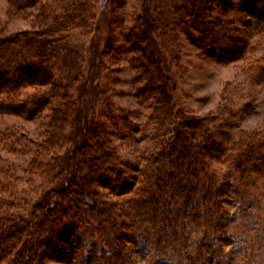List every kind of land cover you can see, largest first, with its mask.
Masks as SVG:
<instances>
[{
  "label": "trees",
  "instance_id": "16d2710c",
  "mask_svg": "<svg viewBox=\"0 0 264 264\" xmlns=\"http://www.w3.org/2000/svg\"><path fill=\"white\" fill-rule=\"evenodd\" d=\"M8 1L9 13L12 15L23 13L24 10L30 11L38 5L37 14L42 30L20 36L6 35L0 40V114L10 110L17 113L26 112L35 117L42 110L50 109L55 133L41 144H35L38 147L29 166L35 171L50 173L53 163L56 166L61 165V173L57 172L52 186L60 187L66 177L70 182L63 190L62 198L65 199L53 206L44 205V213H39L36 218L18 216L19 218L14 220V214L9 210V199L4 197L10 185L5 181L8 174L0 159V264H43L47 257L73 262L75 253L79 255L76 264H123L131 259L129 254L132 251L127 249V243L135 245L138 249H146L149 246L150 251L157 250L159 254H156L158 258L156 257L154 264H258L255 260H249L246 255L247 245L255 249L253 238L245 236L244 229H235L231 234L230 228L233 221L238 219L247 226L251 220L254 221L251 219L249 222L247 216L252 213L251 207L259 204L254 189L258 187L259 181H264V133L243 134L238 141H232L228 137L229 141L224 142L210 129H203L201 133L191 132L192 125L196 129L203 128L201 121L193 123L181 120L169 149L160 151L161 155L158 153L155 156H150L148 152L145 158L151 165L142 172L147 188L138 189L135 192L137 198L125 201L115 221V215H112L115 214L114 211L108 213V210H119L120 205L118 202L109 205L102 189H107L109 195L117 196L131 193L134 184L126 181L123 171L119 170L114 136L105 128V123L101 122V126L94 118L92 123L84 128L82 141L78 145L79 148L76 147V163L71 160L66 163L64 157L57 153L53 158L44 159L51 149L58 151V143L61 144V140L56 137V132H63L69 125L72 128L75 125V105L71 101L67 86L58 80L55 81L51 50L44 47L46 40L43 38L54 37L55 33L58 34L63 28L83 26L86 30L92 29L94 15L82 12V6L87 0H69L67 4L70 6L64 5L62 9L64 11L67 8L69 12L57 17L52 15L53 7L47 1ZM218 2L223 4L224 1ZM188 4L192 15L201 18L204 23L209 21L205 23L207 34L203 38L213 44L212 50L216 49L214 52L219 57L227 56L225 52L228 51V43L218 37L219 33L225 31L224 27L218 26L221 27L220 31L215 28L218 23H212L208 7L202 6V3L191 0ZM256 4H260L257 10L254 9ZM231 7V10L223 9L224 15L230 16L228 21L231 24L236 19H241L239 16L245 8L250 12L249 18L244 21L245 27L258 34L264 33V0H238L237 4ZM66 15H72V23H69ZM204 23L197 26H203ZM225 25L228 31L233 29L232 25ZM150 37V31L145 24L141 30L136 27L129 31L128 39L133 43L132 49L137 52L132 61L138 71V77L144 82L140 93L144 96L146 94V97H155L152 98L151 104L155 105L157 118L170 120L173 112L172 100L167 98L169 80L161 74L160 63L150 51ZM249 68L252 73L251 80L261 84L264 81V56L256 59ZM24 84L38 85L40 89L33 95L23 96L18 100L16 90ZM233 88L226 87V100L231 101L234 96L242 94ZM19 141L17 139L12 142ZM86 147L90 148L85 150ZM166 157L170 161L165 164L162 160ZM219 163L227 166L230 164L231 167L221 174L216 169ZM75 171H78L76 175ZM140 191H145L147 196L138 198ZM71 195L82 197L84 206L88 209L82 211L76 201L70 198ZM108 200L113 202L109 198ZM55 206V213H47V210L52 212ZM233 207L236 209L233 210ZM82 213L96 215L102 220L101 225L109 222L111 218L112 225L117 222V229L112 228L111 232L109 231L115 239L116 251H107L109 257L111 255L115 258V262L110 263L107 255V259L104 254L102 256L99 245L92 240L94 238L90 237L91 240L87 242L89 232L80 225L84 216ZM189 223L193 225L189 227ZM193 227L195 231H200V236L197 246L190 251L186 248V242ZM260 229L264 242V226ZM226 237L229 239L228 243L225 241ZM234 242L236 251L231 250L229 256L223 246ZM123 252L126 254L123 255ZM238 252L241 259L235 261L234 254Z\"/></svg>",
  "mask_w": 264,
  "mask_h": 264
},
{
  "label": "rangeland",
  "instance_id": "374dc122",
  "mask_svg": "<svg viewBox=\"0 0 264 264\" xmlns=\"http://www.w3.org/2000/svg\"><path fill=\"white\" fill-rule=\"evenodd\" d=\"M46 1L53 7L52 15L56 17L69 12L67 8L65 12L62 10L64 5L70 6L67 4L69 0H43ZM197 1L198 4L200 2L202 6L208 7L212 23H218L215 27L218 31L221 30L218 26L224 27L225 31L219 33L218 37L228 43V51L225 50V53L229 57H219L215 53L216 49L212 50L213 44L203 38L207 34L205 23L209 21L204 23L201 18L192 15L188 4L191 0H87V3L82 4V12L94 15L92 29L86 30L83 26L63 28L54 37L43 38L46 40L44 47L51 50L55 81L67 86L71 101L75 105V125L73 128L69 125L63 132H56V137L61 140L58 151L49 149L50 152L44 159L53 158L57 153L64 157L66 163L70 160L76 163V147L79 148L82 141L84 128L94 118L99 125L101 122L105 123V128L114 136L119 170L123 171L126 181L134 184L131 193L117 196L109 195L107 189H102L108 204L118 202L120 205L119 210H108V213L114 211L115 214L112 215H115V221L125 201L137 198L135 192L138 189L147 188L142 172L151 165L145 158L148 152L150 156H155L169 149L181 120L193 123L201 121L203 128L196 129L192 125L191 132L201 133L203 129H210L224 142L229 141L228 137L232 141H238L243 134L264 133V81L261 84L253 82L249 68L256 59L264 56V33L258 34L245 27L244 21H247L250 13L245 8L239 16L244 20L236 19L232 24L228 21L230 16L224 15L223 9L231 10V6H235L238 0H223V4L218 0ZM8 2L0 0V40L6 35L20 36L42 30L37 14L38 5L30 11L24 10L23 13L12 15L9 13ZM259 6L260 4H256L254 9L257 10ZM71 17L72 15L67 18L69 23H72ZM199 23L204 25L197 26ZM225 23L228 27L232 25L233 29L228 31ZM144 24L151 35L150 51L160 63L161 74L169 80L167 98L172 100L173 112L170 120L157 118L155 105L151 104L155 97H146V94L144 96L140 93L144 82L134 68L132 60L137 52L132 49L133 43L128 38L131 29L137 27L141 30ZM233 25L237 27L234 28ZM227 86L234 87V91L242 94L234 96L231 101L226 100L224 91ZM38 89V85L24 84L16 90L17 99L29 97ZM51 115L50 109L42 110L35 117L26 112L10 110L0 114V159L8 174L5 181L10 185L4 197L9 199V210L14 214V220L25 216L29 219L36 218L39 213H44V205L53 206L65 199L62 198L63 190L69 184V178L66 177L60 187L52 186L61 165L56 166L53 163L50 173L35 171L29 166L38 147L35 144H41L55 133ZM17 139L20 140L18 143L12 142ZM84 142L85 140L82 143V153ZM89 148L86 147L85 150ZM51 161L53 162L52 159ZM162 161L166 164L170 160L166 157ZM229 167L230 164L227 166L219 163L216 169L224 174ZM77 172L75 171V175ZM257 186L254 194L259 204H252V213L247 216L249 222L251 219L254 221L251 220L247 226L238 219L233 221L230 229L231 234L235 229H244V235L253 238L256 250L247 245L246 255L249 260L264 264V242L260 229L264 226V181H259ZM139 193L138 198L147 196L145 191ZM70 198L76 201L82 211L88 209L84 206L82 197L71 195ZM56 208L55 206L52 212L47 210V213H55ZM232 209L235 210L236 207ZM82 215L84 216L80 225L91 235H87V242L91 240L90 237L94 238L92 240L97 242L102 256L104 254L107 259L108 250L110 253L116 251L115 239L109 231L112 228L117 229V222L112 225L111 218L103 226L102 220L96 215ZM188 225L190 227L193 224ZM177 227L182 229L180 225ZM194 227L187 235L186 248L190 251L195 249L200 236V231H195ZM227 237L229 238L228 235ZM228 238L225 240L227 243ZM235 246V242L225 244L223 249L230 256V251H234ZM127 249L132 251L129 254L131 259L128 263L123 261V264H154L158 258L156 254H159L157 250L150 251L149 246L138 249L127 243ZM124 254L126 253L123 252ZM239 255V252L234 254L233 259L239 261ZM73 256V262L47 257L43 264H76L79 255L75 253ZM108 258L110 263L115 262L113 256ZM98 259L100 262V258Z\"/></svg>",
  "mask_w": 264,
  "mask_h": 264
}]
</instances>
